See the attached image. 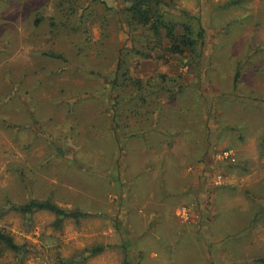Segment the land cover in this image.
<instances>
[{
    "label": "rangeland",
    "instance_id": "rangeland-1",
    "mask_svg": "<svg viewBox=\"0 0 264 264\" xmlns=\"http://www.w3.org/2000/svg\"><path fill=\"white\" fill-rule=\"evenodd\" d=\"M234 1H175L176 8L171 9L174 14H182L181 9L192 12L200 17L206 30L199 65L188 67L176 57L166 62L142 58L133 66L135 76L158 80L166 74L182 84L178 90L180 87L174 82H168L175 87L170 92H160V118L170 134L180 136L179 144L202 148V152L192 150L186 154L190 156L187 163L196 166L192 172L197 175L200 169L208 172L209 192L207 195L204 185L202 193L201 185L193 183L189 196L177 201L178 205L188 207L186 211L181 209L172 215L169 208L143 209L149 217L145 219V214L127 218L135 221L134 228L125 227L124 232L122 215L138 214V210L124 207L125 193L120 191L123 185H112L99 172L95 178L84 165L82 169L70 168L64 160L67 155L60 159L47 149L15 155L9 152L7 100L19 96L22 85L16 81L15 92L10 90L7 62L0 65V227L11 233L16 242L30 245L27 251L0 250V264H263L257 259L264 257V220L254 224L250 220L257 210L252 200L260 202L264 197V155L260 154V144L264 142V0H238L239 4ZM121 4L119 0H108L106 4H91L89 0H0V46H6L7 36L17 43L24 42L28 46L19 50V58L46 68L41 75L42 88L35 89L39 96L47 98L43 113L46 131L55 135L61 125L62 116L52 104L58 96L96 97L104 83L109 82L106 74L115 68L117 49L127 41L125 23L116 14ZM88 6L91 8L86 14H92L89 26L94 47L81 52L77 49L78 33L61 34V20L69 19V28L73 24L77 28L81 13L76 17L69 12H85ZM51 20L56 21L55 27ZM44 50L64 54L67 62L45 56ZM37 76L40 73L32 72L26 77L33 84ZM30 91L36 96L33 89ZM142 94L147 96L144 90L134 91L120 104L116 102L117 95L112 96L126 118H130L135 112L130 114V110L141 106L138 98ZM119 96H124V92ZM83 106L80 140L87 151H82L80 157L88 165L95 161L91 152L95 145L98 143V153H104L110 139L99 115H94L96 105L83 101ZM95 118L100 126L98 141L89 130ZM108 145L113 148L111 141ZM15 157L19 159L13 162ZM40 158L46 160L38 171ZM18 166L25 168L20 172ZM30 168L34 172H29ZM134 193L138 195L137 191ZM32 197H51L62 206L61 203L71 202L94 215L79 222L68 218L57 229L52 223L55 215L50 211L25 217L9 209L10 204ZM66 204L68 208L70 203ZM161 213L164 218H159ZM202 214L205 216L201 217ZM159 219H164L163 227L156 225ZM174 220L183 227L184 236L172 232V228L179 226ZM146 221H152L150 229L159 231H129ZM100 245L105 250L96 255L86 251Z\"/></svg>",
    "mask_w": 264,
    "mask_h": 264
},
{
    "label": "crops",
    "instance_id": "crops-1",
    "mask_svg": "<svg viewBox=\"0 0 264 264\" xmlns=\"http://www.w3.org/2000/svg\"><path fill=\"white\" fill-rule=\"evenodd\" d=\"M51 31L53 32V30ZM6 43V46H0V61L2 62L0 65H4L3 63L7 62V86L15 92L16 81L22 85L19 96L7 100L10 109L7 116L9 125L6 129L8 130V145L11 154L28 153L30 150L44 152L47 149L48 152L51 151V154L55 153L56 157L60 159L61 155L62 157H66L67 155V158H64V160L68 162L70 168L82 169V165H84V167L90 169V174L95 178H98L100 173V177H106L112 185H123L120 191L125 193V200H123L124 207L138 210V214L137 212L136 214L124 212L122 215L123 223L121 225L123 232L125 227L134 228L132 223L134 224L135 221H129L133 216L144 217L146 214L145 219L149 217V214L142 211L143 209L167 210L169 208L172 215H175L181 209H185L186 211L188 207L184 204L178 205L177 201L178 199L181 200L189 196V189L193 183L201 185L202 193L205 185L208 195V172L200 169L197 175V172H192L196 171V166L190 163L188 165L187 163L190 156L186 154L191 153L192 150L202 152V148L196 147L194 144H179L178 138L180 136L176 137V133L171 138L172 134L170 132L169 137H167L162 134L165 131H160V125L162 123L160 118V94L153 93V97L149 98L153 102L150 100L146 103L141 102V106L131 109L130 114L132 110L135 112L131 114L130 118H126L121 105H115L114 99L110 97L109 89L111 88V84L109 82L104 83L100 89L101 92L99 91L96 97L82 98L81 96H76V94H68V97L65 96L61 99V96H58L56 100L52 101V104L60 112L62 119L61 125L59 123V129L57 126V132L54 135L51 131H46L48 128L46 124L47 119L43 117L47 98L39 96V92L35 91L36 88H42L41 75L44 72L46 73V68L38 65L32 66L29 63V59L25 61L19 58V52L25 46H28L27 43V45L23 44L24 42L17 43L13 37L9 36L6 38ZM49 53L52 55L57 54L55 51H43L45 56L49 55ZM24 57H26V54ZM53 58L61 59L57 57ZM32 72L40 73V76L36 77L33 84L26 77ZM9 78L11 80H8ZM31 89L34 90L36 96L31 95ZM83 101L86 103L92 101V104L96 105V108L93 109L94 115L95 117L99 115L102 123H104V130L107 131L109 139L114 145L110 149L108 145L110 141H106L107 146L105 147L104 153L97 152L99 149L97 148L98 140L96 137L100 126L98 120L95 118L89 125V130L92 131L90 136L97 140V144L91 150V152H94L92 158L95 161L88 165L86 162L82 163L80 157L82 151H87L84 148L85 144L80 140V138H83L81 129L84 127L81 119L82 116H80V112L84 107ZM150 103H152V108L149 107ZM134 105L137 104L134 103ZM124 111H128V108ZM139 129V136L141 137H136ZM123 130H125V139H121L120 142L125 144L120 149L116 139ZM17 159L19 158L15 157L13 162L17 161ZM44 160L46 158L39 159L38 171L44 167ZM102 160L109 163L102 165ZM119 161L121 162V170L118 167ZM46 162L48 160L45 161V164ZM17 165L21 166L19 163ZM20 166H18V169L22 172V168L25 167L22 166L20 169ZM28 170L31 173L34 172L33 168ZM194 178L199 179L195 181ZM31 181H33V177H31ZM64 181L63 183H68ZM25 185H27V182ZM136 191L138 192L137 196L134 193ZM201 202H203V196H201ZM66 203H70L68 209L75 207L71 202ZM66 203L61 204L66 208ZM161 217L164 218V214L162 216L161 213L159 218ZM127 218L130 219L128 220ZM161 222L159 223L157 220L156 225L161 227L165 224L164 219ZM151 223L152 221H146L144 224L138 225L139 228L129 229V231L144 233L159 231L156 228L153 230L150 229ZM174 224H176L175 220ZM162 231H168V229H162Z\"/></svg>",
    "mask_w": 264,
    "mask_h": 264
},
{
    "label": "trees",
    "instance_id": "trees-1",
    "mask_svg": "<svg viewBox=\"0 0 264 264\" xmlns=\"http://www.w3.org/2000/svg\"><path fill=\"white\" fill-rule=\"evenodd\" d=\"M89 1H91V4H106L108 0ZM175 1L176 0H119L120 4H122L117 7L116 14L119 16L122 23H125L127 41L117 49L114 70L106 74L108 77L107 79H109L111 84V88L109 89L110 97L115 98L112 95L116 94V102L118 104H120L121 101H124L125 98H129L134 91L139 92L141 90L146 91L147 96L142 94L138 99L142 103L149 102V98L153 97V93L159 95L161 91L170 92L173 87H175H170L168 82H174L176 86L180 87L178 90L182 89V84L179 80L166 74L162 75L158 80L153 79V77L141 78L137 75L135 76L133 73V66L138 64L142 58L166 62L175 59L176 57H180L183 63H186L188 67L200 64L205 46L206 30L200 17L192 12L181 9V11H183L182 14H174L171 9L176 8L174 4L176 3ZM234 3L239 4L240 2L235 0ZM228 4H232V1L228 2ZM63 8L64 7H61L62 11H64ZM90 8L91 7L88 6L84 10L85 12H79L78 9L69 12H73L76 17L81 13V18L77 19L78 22H76L77 28L74 24L69 28V24L66 22L69 19L61 20V34L68 33L75 35L76 32L78 33L80 44L77 46V49L79 48L81 52L86 48L94 47L91 45L93 42V35L91 27L89 26V17L92 14L89 13L90 11L88 12L89 14H86V11ZM61 13L63 14V12ZM51 24L55 27L56 21L51 20ZM49 55L63 59V61H65L64 64L67 62V58L64 57V54L62 53L61 55H52L49 53ZM239 75L240 71H237L236 77L239 78ZM148 84L151 85L153 89L152 91H150L151 88ZM235 85L237 86V80ZM121 91L124 92V96H119ZM134 100L136 99L134 98ZM116 102L115 105L117 104ZM160 131H165L162 133L167 132L166 136L169 137V128L165 123H161ZM139 135L140 129L138 130L136 137H141ZM132 136L135 137L134 134H132ZM173 136L172 132L171 138H173ZM124 137L125 130H123L116 139L120 149H122V145L125 144L120 142L121 139H125ZM260 149V154L264 155V142L260 144ZM120 164L121 162L119 161L118 167L121 170ZM262 199L263 200L260 202L252 200L254 206L257 207V210L250 220L251 224L256 223L257 220H264V197ZM9 209L15 210L25 217L31 216L38 211H50L55 215V219L52 223L57 229H60L68 218H72L76 222H79L83 218L94 215L87 209L77 206L71 209L60 206L51 197L43 199L32 198L22 203H12L10 204ZM204 216L205 215L202 214L201 217ZM158 221L159 223H162L160 219ZM175 225L179 226L176 230L172 228V232H176L179 237L181 235L184 236L183 227L180 226V224ZM4 248L11 251L21 252L23 250L27 251L30 248V245L27 243L16 242L11 233L0 227V250H3ZM103 250H105V246L100 245L87 249L86 251H89L91 255H96ZM257 261L264 264V257L258 258ZM127 262H129V260H127ZM130 263L131 262H129V264Z\"/></svg>",
    "mask_w": 264,
    "mask_h": 264
}]
</instances>
